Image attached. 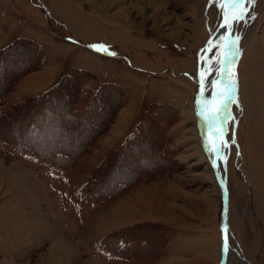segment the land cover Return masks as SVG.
I'll use <instances>...</instances> for the list:
<instances>
[{
  "label": "rangeland",
  "instance_id": "rangeland-1",
  "mask_svg": "<svg viewBox=\"0 0 264 264\" xmlns=\"http://www.w3.org/2000/svg\"><path fill=\"white\" fill-rule=\"evenodd\" d=\"M227 3L0 0V49L19 36L36 39L50 60L69 68L64 74L83 67L100 75L97 81L86 77L82 97L108 82L126 90L115 122L70 169H56L19 151L0 134V264H221L224 190L206 140L213 149L231 141L223 148L222 159H216L217 164L226 161L225 264H264V0H243L239 22L235 17L226 28L227 32L231 28L224 52L228 60L231 57L230 86L227 116L216 140L226 37L212 49L209 39L224 28ZM207 47L209 55L202 60ZM17 56L18 51L0 61V87L18 76L24 59ZM19 80L0 98V130L5 136L21 134L20 139L28 140L42 134L41 140L49 143L83 142L89 137L94 117L82 118L85 124L73 135L44 128L38 136L25 134L31 109L2 117L28 98H9ZM105 100L96 117L109 115L115 102ZM157 103L174 105L178 112L158 111L153 120L149 116L150 129L127 149L119 168L122 174L135 170L149 174L112 200H88L84 186L91 169L133 135ZM115 124L133 128L88 171L69 173ZM112 165L99 170L94 187L106 183L104 190H110L115 182L110 177ZM123 203V213L117 215L115 210ZM111 233L115 234L107 246L123 256L103 249L102 241Z\"/></svg>",
  "mask_w": 264,
  "mask_h": 264
},
{
  "label": "trees",
  "instance_id": "trees-1",
  "mask_svg": "<svg viewBox=\"0 0 264 264\" xmlns=\"http://www.w3.org/2000/svg\"><path fill=\"white\" fill-rule=\"evenodd\" d=\"M17 51V57H19V59H24V65H20L19 68H17V77L11 78V82L8 80L5 85L0 87V98L6 96V94L12 90L13 84L18 81L21 76L29 71L40 68L46 55V50L37 40L27 37H18L7 46L0 49V61L3 59L6 61L9 57H13ZM86 77L96 81L99 79L97 74L90 70L73 68L41 94L28 97L16 103L4 114V116H2H9L21 109H31L32 112L28 114L25 121L27 123V131H25V134L32 132L37 134V136L44 128L58 129L55 133L60 131L73 135L76 133L77 128L85 124L82 118L92 119L94 117L96 118V125L91 127L89 137L83 142L75 140L69 143L57 141H50L49 143V141L41 140L43 137L42 134L35 139L29 138L28 140L20 139V137H22L21 134L18 137L16 136L17 138L9 135L5 136L1 130L0 134H2L4 138H7L8 141L12 142L19 151L35 157L56 169L65 170L74 167L79 162L82 155L90 152L91 148L96 145L98 138L105 134L115 122L126 94V90L122 86L108 82L102 83L97 90L88 91L86 96L82 97V87ZM105 98L110 101L113 100L115 103L111 106V109H109V115L102 119L101 117H96V115L101 113L99 107H101L102 101H107ZM56 106H61L63 108L62 112L54 110ZM175 108L174 105L168 103L154 104L151 107L153 112L144 114L143 120L139 123L135 132H133V135L126 138L121 146L112 151L102 164L91 169L89 179L84 186V195L88 200L95 203H104L112 200L124 190L135 185L142 175L149 174L143 171V173H139V171L136 170L128 172L127 174H122V172H119V168L121 163L125 161V152L133 145L135 139L142 141L144 129H150L147 125L148 117L151 116V120H153L158 111L164 112V110H168V115H170L171 111H176ZM159 146L160 144L158 143L157 151L160 153L162 145ZM111 164L115 167L113 168L115 174L114 172L110 173V177H112L115 182L110 185V190H104L106 183H102L100 189L94 187L99 170L103 167L105 168L107 165L110 167ZM114 234L115 233H111L103 239L102 247L107 252L109 251L112 254L123 256L124 254L118 251V249H112L106 244L107 239L109 240Z\"/></svg>",
  "mask_w": 264,
  "mask_h": 264
},
{
  "label": "crops",
  "instance_id": "crops-1",
  "mask_svg": "<svg viewBox=\"0 0 264 264\" xmlns=\"http://www.w3.org/2000/svg\"><path fill=\"white\" fill-rule=\"evenodd\" d=\"M11 39L12 38H5V42H10ZM2 45L0 44V46ZM78 68L87 69L92 72H95L88 68H83V67H78ZM67 69L69 68H64L60 66L58 62L56 61L54 62V60H50L49 53L47 51V55L44 58V64L42 68L28 73L21 80H19V82L15 87V90L10 94L9 98L20 100L29 96L37 95L40 92L54 85L60 79V77L67 71ZM95 73L101 79L100 75L97 72ZM132 128L133 127L126 130L125 128L123 129L122 125L115 124V126H113L111 130L99 140V145L97 146V148H95L91 153L85 155L81 159L79 165L68 172L72 173L79 171H88L89 167H92L94 164H96V159H102L110 149L121 143L123 139L132 130ZM104 148L105 150H103ZM89 160H92L91 165H89ZM81 166H83L82 169Z\"/></svg>",
  "mask_w": 264,
  "mask_h": 264
},
{
  "label": "water",
  "instance_id": "water-1",
  "mask_svg": "<svg viewBox=\"0 0 264 264\" xmlns=\"http://www.w3.org/2000/svg\"><path fill=\"white\" fill-rule=\"evenodd\" d=\"M238 1V5H237V8H236V21L238 20L239 21V14L241 12V8H242V5H243V0H237ZM226 5V4H225ZM230 36L226 37L225 39V43L223 44V47H222V51H221V55L223 57V67H224V83H223V89H222V93H221V109H220V114H219V118H221L222 122L224 123V120L227 116V98H228V93H229V86H230V82H229V75H228V67H229V62L231 60V57H229V60L227 59V56L224 55V52L227 50V47H226V44L230 42ZM211 40V38L209 39V41ZM208 49V47H207ZM209 54V51H205L203 57H202V60L204 58H206V56H208ZM205 71V70H204ZM199 77L200 79L203 78V71L199 73ZM201 86L199 87V96L201 97V99L203 100V84H200ZM226 105V107H224ZM214 138L217 140L218 137L217 135L214 136ZM217 142V141H216ZM217 147H219L217 145ZM221 155L217 154L216 155V159L218 161L219 157ZM216 161V162H217ZM224 167V165H223ZM223 175H224V181H222V179L220 178V181H221V186L224 190V199H225V213H226V216H225V219H224V228H223V256H222V260H221V264H225L226 260H227V250H228V247H227V227H228V195H227V190H226V172H225V168L223 170Z\"/></svg>",
  "mask_w": 264,
  "mask_h": 264
},
{
  "label": "bare ground",
  "instance_id": "bare-ground-1",
  "mask_svg": "<svg viewBox=\"0 0 264 264\" xmlns=\"http://www.w3.org/2000/svg\"><path fill=\"white\" fill-rule=\"evenodd\" d=\"M237 4H238L237 0H228L226 9L224 11V17H225L224 18V23L222 22V25H224V24H227V26L230 25L231 22L234 20V18L237 16L236 15V11H235L236 8H237ZM230 32H231V28H230L229 32H227L226 28H222L219 32L215 33L212 36V38L210 40V43H209L211 49L221 40V38L230 36ZM208 51L210 52L209 49H208ZM207 57L208 56H206V58ZM206 58H204V59H206ZM202 79H200L199 82H198L199 86H201L200 84H203ZM215 122H216L215 132H216L217 137H219L218 135H220V133L222 134L221 127H222L223 122H222L221 118H219V117L215 120ZM215 122L213 124H215ZM220 157H221L220 159H222V156H220ZM220 164H221V162H220ZM220 164H217V165H220ZM216 169H217V173H218L219 177L222 179V181H224V175H223L222 167H217ZM120 206H119L118 209L116 208V210H115V213H117V215L120 214V213H123L122 208L125 206V204L123 203Z\"/></svg>",
  "mask_w": 264,
  "mask_h": 264
},
{
  "label": "snow or ice",
  "instance_id": "snow-or-ice-1",
  "mask_svg": "<svg viewBox=\"0 0 264 264\" xmlns=\"http://www.w3.org/2000/svg\"><path fill=\"white\" fill-rule=\"evenodd\" d=\"M236 22H239V21L237 20ZM222 26L224 28L228 27L227 24H224ZM233 43H234V41H233ZM205 51H208V49H205ZM224 107H226V105ZM233 122H234V120H233ZM230 144H231V141H227L225 145H221L220 147H217V148L213 149L211 147V145L208 143V141L207 140L205 141L206 149L209 152V154L212 155V157H213L211 162H212L214 168L222 167L223 163L226 162V161H222L220 165H217L216 155L219 154V155L222 156L223 155V148L226 147V146H230Z\"/></svg>",
  "mask_w": 264,
  "mask_h": 264
}]
</instances>
